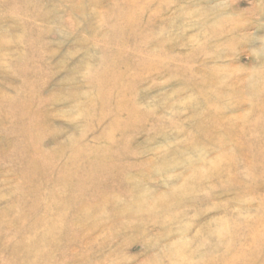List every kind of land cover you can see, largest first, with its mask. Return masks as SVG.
Listing matches in <instances>:
<instances>
[{
  "label": "rangeland",
  "instance_id": "rangeland-1",
  "mask_svg": "<svg viewBox=\"0 0 264 264\" xmlns=\"http://www.w3.org/2000/svg\"><path fill=\"white\" fill-rule=\"evenodd\" d=\"M0 264H264V0H0Z\"/></svg>",
  "mask_w": 264,
  "mask_h": 264
}]
</instances>
